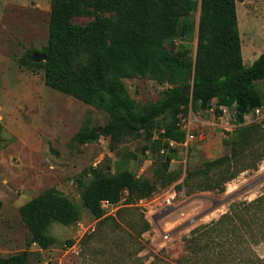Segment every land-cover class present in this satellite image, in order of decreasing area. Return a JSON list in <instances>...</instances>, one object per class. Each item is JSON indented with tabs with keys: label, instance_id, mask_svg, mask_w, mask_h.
<instances>
[{
	"label": "rangeland",
	"instance_id": "1",
	"mask_svg": "<svg viewBox=\"0 0 264 264\" xmlns=\"http://www.w3.org/2000/svg\"><path fill=\"white\" fill-rule=\"evenodd\" d=\"M195 1L197 28L201 0ZM237 14L244 64L250 66L264 52V0L239 3ZM50 16L51 0H0V258L26 252L28 264H264V142L208 177L197 175L205 162L231 154L226 142L237 128L234 118L220 126L214 115L190 105L178 115V127L186 135L190 123L195 140L186 167L180 153L170 165L180 173L176 183L135 204L124 198L101 220L85 208L79 182L87 183L91 170L115 176L127 169L140 180H154L162 157L154 142L171 118L126 136L115 150L103 136L86 145L75 141L85 129L101 131L111 116L46 86L42 67L22 64L27 52L45 53ZM181 46L194 62L197 33L186 41L178 36L168 48L177 53ZM79 63L86 64L87 57ZM123 82L141 112L172 88L150 79ZM258 88L264 95V83ZM191 171L195 177L187 182ZM53 188L79 208L81 220L52 223L48 235L54 243L44 249L34 242L20 209Z\"/></svg>",
	"mask_w": 264,
	"mask_h": 264
},
{
	"label": "trees",
	"instance_id": "2",
	"mask_svg": "<svg viewBox=\"0 0 264 264\" xmlns=\"http://www.w3.org/2000/svg\"><path fill=\"white\" fill-rule=\"evenodd\" d=\"M244 1L201 0L196 28L195 0H51L47 60L36 62L35 53L27 52L22 64L42 67L46 86L111 116L100 132L99 128L85 129L75 141L86 145L103 136L110 139L115 150L126 136L150 131L157 120L171 118L161 138L154 142V150L165 151L154 170V180H140L124 169L115 176L91 170L88 182H79L84 206L96 220L106 213L102 201L116 206L125 198L126 204H135L151 198L159 187L178 181L180 173L170 171V165L180 148L170 143L185 142L178 115L190 105L196 110H213L218 117L229 109L237 127L226 142L231 154L205 162L198 176H210L264 142V121L247 124L245 120L264 106V95L258 88L264 83V52L250 66L244 64L237 14V5ZM81 17L93 19L86 25L75 24L74 20ZM195 32L194 62L184 46L177 53L169 50L168 45L178 36L186 41ZM83 56L87 57L86 64L79 63ZM133 78L170 84L172 88L161 101L141 112L123 82ZM195 173L187 172L185 180L191 181ZM20 213L34 242L44 249L54 243L48 235L52 223L70 226L81 220L79 208L54 188L22 206ZM0 264H28V254L0 258Z\"/></svg>",
	"mask_w": 264,
	"mask_h": 264
},
{
	"label": "built area",
	"instance_id": "3",
	"mask_svg": "<svg viewBox=\"0 0 264 264\" xmlns=\"http://www.w3.org/2000/svg\"><path fill=\"white\" fill-rule=\"evenodd\" d=\"M248 116L252 117V120H250V121L247 120L248 124L249 123H256V122H263L264 121V106L254 110L251 114L247 115L246 118H248ZM190 125H191L190 123H188V125H187V128H186L187 133H186V139H185L184 143H182V144H177L175 142L170 143L171 147H179L180 148V154L184 155V158H185L184 164H186V162H187L188 149H189L191 143H193L195 140V136L190 130ZM164 152L165 151H162V154H164ZM175 198H176L175 193L170 195L166 199V205L167 206L172 205V202ZM111 207H114V205H112L108 201H102V208L104 210H108Z\"/></svg>",
	"mask_w": 264,
	"mask_h": 264
},
{
	"label": "crops",
	"instance_id": "4",
	"mask_svg": "<svg viewBox=\"0 0 264 264\" xmlns=\"http://www.w3.org/2000/svg\"><path fill=\"white\" fill-rule=\"evenodd\" d=\"M206 112L210 113V116L214 115L220 121V126L226 125L225 121L227 120L228 117L233 118L232 112L229 109H225L223 111V115L220 116V117L216 116V114L213 113L214 112L213 110H206ZM245 120H246V123L248 124V121H247L246 117H245Z\"/></svg>",
	"mask_w": 264,
	"mask_h": 264
},
{
	"label": "water",
	"instance_id": "5",
	"mask_svg": "<svg viewBox=\"0 0 264 264\" xmlns=\"http://www.w3.org/2000/svg\"><path fill=\"white\" fill-rule=\"evenodd\" d=\"M33 58H34V61H36V62H45L47 60V55L45 53L34 54Z\"/></svg>",
	"mask_w": 264,
	"mask_h": 264
}]
</instances>
